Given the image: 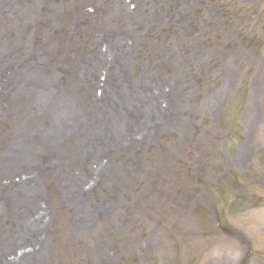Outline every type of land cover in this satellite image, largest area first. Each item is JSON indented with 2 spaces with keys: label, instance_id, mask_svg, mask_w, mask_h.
I'll use <instances>...</instances> for the list:
<instances>
[{
  "label": "rangeland",
  "instance_id": "obj_1",
  "mask_svg": "<svg viewBox=\"0 0 264 264\" xmlns=\"http://www.w3.org/2000/svg\"><path fill=\"white\" fill-rule=\"evenodd\" d=\"M0 43L7 54L27 49L0 68L13 76L0 116V264H264V0H0ZM109 45L115 71L92 64ZM49 73L50 89L75 108L102 97L110 74L117 90L173 87L170 107L158 99L157 115L140 95L130 107L116 95L114 113L67 136L50 135L52 117L40 111L25 138L50 144L31 166L7 164L31 115L18 79L34 86ZM113 124L124 125L117 146ZM87 168L81 199L68 183ZM29 173L34 196L4 190ZM32 201L33 213L46 210L37 232L26 226ZM30 249L32 263L22 255Z\"/></svg>",
  "mask_w": 264,
  "mask_h": 264
},
{
  "label": "bare ground",
  "instance_id": "obj_2",
  "mask_svg": "<svg viewBox=\"0 0 264 264\" xmlns=\"http://www.w3.org/2000/svg\"><path fill=\"white\" fill-rule=\"evenodd\" d=\"M125 13L129 16L132 15V11L130 10H126ZM23 35H25V32L23 33ZM23 38L24 37H22V39ZM21 41L23 42V44L27 42V40L25 39ZM112 45H115V44L112 43ZM23 46L25 45H20L17 48L13 49L11 54H7V51H4V50H3L4 52L0 51L1 52L0 53V68L5 67L6 64L11 61L13 62L16 61L15 59H18V56L20 57V50H19L20 48L22 49V55H24L27 49H23L24 48ZM118 48L120 49L119 51L121 52L122 55L126 56V54L130 52V46L128 45L126 46L123 44H119ZM112 51L113 49L110 45L108 48L104 49V51H99V52L95 51L92 57V64H94V66L95 65L98 66L100 64L107 65L109 69L111 70L114 69L115 71V66L113 68V65H114V58H116V53ZM106 55L109 56L108 59L111 61H107ZM110 57H112V59ZM34 68L38 74L40 72H43L41 71L39 67H38L39 71L37 70L36 66ZM50 74L51 73H49L48 75H41L40 78H38V80L35 81L38 83H36V85L34 86L32 85L34 82H32V84H25L26 87L25 85H23L24 87L21 85V83H24V80L28 81V76L26 75L23 78L22 76H20L18 79V81L21 83H19V86L15 89L16 93L18 92V94H20L21 92L24 94L25 98L21 104H22V107L23 105H26V104L28 105V109L31 115H27V117L23 116V119H22L23 123L21 124V127L16 128V131L14 134V136H16L14 139V145L20 146V150L19 152L14 151V153L11 154L12 158L11 160L8 161L7 164L13 165V163H16V161L19 164L20 161H23V162H28L29 166H31L32 164L35 163L36 153H39L41 149L47 148V145L50 144L51 140H46L47 135H44V134L42 135V138L41 137L39 138L38 141L32 140L31 142V140L27 141L25 138L27 129L36 128L35 126L39 122V119L34 116L37 115L38 112L40 111L44 112L42 114H45L48 112V114H50V116L52 117L51 124H50L51 130H49V131H52V134L50 135L67 136L68 134L66 135V133L69 131V129H70V132H72V129L75 128V127H72V125L76 124L77 122L78 123L80 121L81 123L86 122L87 127H89V125L91 124H89L88 121L91 118L97 119V116L100 115V113H103L104 111H107L108 109H111V112L114 113L113 108H109V106L112 103L116 102V99H115L116 95H121V97L124 98L125 104L128 107H130L131 105L133 106V102H134L133 99H137L138 96L140 95L141 98H138L137 100L145 104L146 103L152 104V111H154L157 115H162L163 114L161 112L162 109L166 108V105L163 108L161 107L162 109L160 108V106H158L157 104L158 99L163 98L166 101L167 106L170 107V102H168L167 99H169V96L171 94L170 92H173V87L171 88V90H169V92H165L164 90H160L162 89V87L160 88L159 85L153 84L154 86L147 87L145 85L139 84V87H138L137 85L126 83L123 86L122 90H121V87L117 90L116 86L114 87L112 84V82H115L113 80L114 77L112 74H110L109 78H105V80H103L104 83L102 84V88L104 87L103 89L104 95L102 97L91 98L88 101H80L78 102V105H76V108H75L74 106L70 105L72 104L71 102L73 101L69 99H65V97L61 96V94L53 91V89H50V86H52L51 84L52 76ZM12 78L13 76H11L10 78L7 76H4V78L0 77L1 81L4 80V83L2 85V89L0 92V116L2 112V107L5 105L8 99H10V96H11V95L8 96L7 93L9 92L10 88H12L11 87L12 83L10 82V81H13ZM93 83L97 84L98 82L92 76V79H90L89 84L93 85ZM153 87H157L159 96H155L153 93H149L148 90H151ZM174 90L176 89L174 88ZM45 109H47V111ZM86 114H90L93 117L88 116ZM77 116H78V119H77ZM69 124L71 125L72 128L68 126ZM111 127L115 133V136L112 140V143L115 142V144L113 145L111 143V145L117 146L118 139L119 137H121L120 135L122 132L121 129L124 130V125L122 124L120 127V125L115 126V124H113ZM77 131H78L79 136H83L86 133L83 126H81V129L80 130L78 129ZM102 143L104 142H101V144ZM54 144L56 146L57 143H54ZM94 146H97V145L91 144V147H94ZM102 147L104 150H106L110 146L108 143H105V144H102ZM55 149L56 150L58 149V155H61L63 153L60 147H55ZM93 150H97L98 152H100L98 148L97 149L94 148ZM86 151L87 150L83 148V146L81 147L79 146L77 150H75L76 154L79 156H82V154ZM103 170H108V165L102 162L100 163V166L98 165L96 169H93V172L94 174H97L98 176L100 175V173L103 172ZM84 178H93L91 176V170H89L88 168L84 172L83 176L75 178L71 181V183L70 182L68 183L70 190L71 191L76 190L78 192L77 196L81 199H85L84 197H86V194L88 193L84 189H82V186L80 184L81 180H83ZM91 182H94V180L91 179ZM4 190L10 193H16V197L20 196L18 194L20 192L25 193L26 196H34V194L37 192L35 188V177L32 173H29L28 175H26L24 179L20 180L18 183H12L11 185H7L6 187H4ZM35 205H36V201H32L29 204L30 208L28 209V214H31L30 215L31 217L26 220V226L28 230L37 232L41 228V225L43 224V222L45 221L46 210L43 207L39 206L37 208V211L33 213L32 211L35 209ZM37 254L38 253L36 252L35 249H30L28 252L22 255H25L23 258H26L28 262L30 261L29 263H32V260L36 258ZM11 264H17V262H13Z\"/></svg>",
  "mask_w": 264,
  "mask_h": 264
}]
</instances>
